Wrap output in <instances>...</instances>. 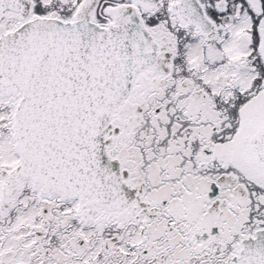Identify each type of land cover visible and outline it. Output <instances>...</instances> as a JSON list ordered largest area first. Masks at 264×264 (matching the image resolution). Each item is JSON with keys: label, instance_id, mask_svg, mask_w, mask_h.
Wrapping results in <instances>:
<instances>
[{"label": "snow or ice", "instance_id": "obj_1", "mask_svg": "<svg viewBox=\"0 0 264 264\" xmlns=\"http://www.w3.org/2000/svg\"><path fill=\"white\" fill-rule=\"evenodd\" d=\"M0 264H264V0H0Z\"/></svg>", "mask_w": 264, "mask_h": 264}]
</instances>
